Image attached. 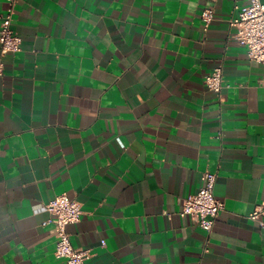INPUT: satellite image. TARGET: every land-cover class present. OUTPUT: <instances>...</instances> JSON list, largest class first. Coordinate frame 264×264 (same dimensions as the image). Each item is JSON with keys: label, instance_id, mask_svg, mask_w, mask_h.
Instances as JSON below:
<instances>
[{"label": "crops", "instance_id": "obj_1", "mask_svg": "<svg viewBox=\"0 0 264 264\" xmlns=\"http://www.w3.org/2000/svg\"><path fill=\"white\" fill-rule=\"evenodd\" d=\"M246 2L16 1L21 50L0 57V264H66L45 209L62 194L81 206L67 231L87 264H264L249 219L264 205V69L229 24ZM218 67L217 94L205 78ZM206 171L224 205L209 233L179 214Z\"/></svg>", "mask_w": 264, "mask_h": 264}, {"label": "built area", "instance_id": "obj_2", "mask_svg": "<svg viewBox=\"0 0 264 264\" xmlns=\"http://www.w3.org/2000/svg\"><path fill=\"white\" fill-rule=\"evenodd\" d=\"M17 0H6V7L0 20V57L17 53L21 50V38L12 31L11 23L15 13ZM246 4L235 7L236 17L230 20V26L235 29V37L245 50L250 61L260 64L264 69V4L260 0H246ZM204 28L207 29L213 21V11L206 9L201 14ZM3 74V64L0 60V76ZM264 85V76L262 80ZM206 88L219 93L223 88L222 70L214 69L205 78ZM202 183L197 193L181 201V216L189 217L200 229L209 233L219 213L223 210V202L214 195L216 174L204 172L200 176ZM46 211L53 216L50 220L54 225L56 245L54 256L64 259L66 264H87L90 251L75 248L71 244L69 225L78 223L82 216L80 204L65 194L51 199L45 205ZM249 219L258 223L264 230V205L253 211Z\"/></svg>", "mask_w": 264, "mask_h": 264}]
</instances>
